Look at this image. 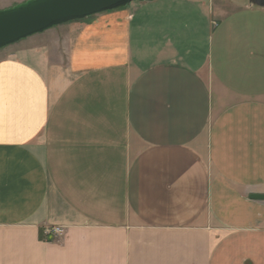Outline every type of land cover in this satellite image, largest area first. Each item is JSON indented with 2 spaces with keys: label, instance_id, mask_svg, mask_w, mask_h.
Returning <instances> with one entry per match:
<instances>
[{
  "label": "crops",
  "instance_id": "0c3cea01",
  "mask_svg": "<svg viewBox=\"0 0 264 264\" xmlns=\"http://www.w3.org/2000/svg\"><path fill=\"white\" fill-rule=\"evenodd\" d=\"M254 194L252 0L135 1L0 48V264H264Z\"/></svg>",
  "mask_w": 264,
  "mask_h": 264
},
{
  "label": "water",
  "instance_id": "95a60500",
  "mask_svg": "<svg viewBox=\"0 0 264 264\" xmlns=\"http://www.w3.org/2000/svg\"><path fill=\"white\" fill-rule=\"evenodd\" d=\"M153 0H25L0 9V48L72 20L124 7L131 2ZM264 7V0H252ZM254 194L252 198H263Z\"/></svg>",
  "mask_w": 264,
  "mask_h": 264
},
{
  "label": "built area",
  "instance_id": "2783aa9c",
  "mask_svg": "<svg viewBox=\"0 0 264 264\" xmlns=\"http://www.w3.org/2000/svg\"><path fill=\"white\" fill-rule=\"evenodd\" d=\"M62 232V228L60 226L51 227L50 229H46L45 233L49 234H60Z\"/></svg>",
  "mask_w": 264,
  "mask_h": 264
},
{
  "label": "rangeland",
  "instance_id": "374dc122",
  "mask_svg": "<svg viewBox=\"0 0 264 264\" xmlns=\"http://www.w3.org/2000/svg\"><path fill=\"white\" fill-rule=\"evenodd\" d=\"M22 2H24L25 0H21ZM18 3H20V2H18ZM12 6V5H11ZM5 8H7V7H5ZM0 9H3V8H0ZM86 18V17H85ZM84 19V18H83ZM79 20H81V19H79ZM73 21H75V20H73ZM68 22H71V21H68ZM67 23V22H66ZM51 235V234H50ZM56 235V234H55Z\"/></svg>",
  "mask_w": 264,
  "mask_h": 264
}]
</instances>
